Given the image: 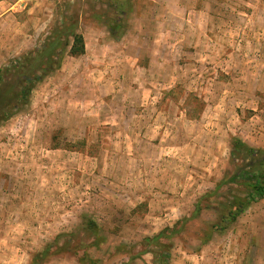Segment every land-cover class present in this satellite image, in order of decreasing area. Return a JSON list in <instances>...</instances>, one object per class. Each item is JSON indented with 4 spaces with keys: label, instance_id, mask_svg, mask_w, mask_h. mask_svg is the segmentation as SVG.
Listing matches in <instances>:
<instances>
[{
    "label": "rangeland",
    "instance_id": "rangeland-1",
    "mask_svg": "<svg viewBox=\"0 0 264 264\" xmlns=\"http://www.w3.org/2000/svg\"><path fill=\"white\" fill-rule=\"evenodd\" d=\"M44 44L59 66L0 124V264H152L194 212L168 264H264V196L222 231L196 208L233 139L264 150V0H0V68Z\"/></svg>",
    "mask_w": 264,
    "mask_h": 264
},
{
    "label": "trees",
    "instance_id": "trees-1",
    "mask_svg": "<svg viewBox=\"0 0 264 264\" xmlns=\"http://www.w3.org/2000/svg\"><path fill=\"white\" fill-rule=\"evenodd\" d=\"M72 37L73 41L69 48L70 55L84 54L83 36L72 34ZM60 61L61 55L54 51V45L44 44L0 68V124L9 120L28 104L35 86L54 71ZM230 154L235 161L234 173H230L222 179L214 190L205 193L196 205L198 208L199 202L214 198L218 216L215 229L218 231L229 228L251 203L264 196V150L251 147L240 139H233ZM234 186L241 187L245 195H234L231 200L227 198L225 204L218 202V197H224L219 190L224 187L230 189ZM227 195L231 194L227 193ZM195 213L188 219H182L173 227H166L156 235L142 239V245L150 243L157 248L152 251V264H168L171 247L170 243L164 242V240L180 233L186 222L196 218ZM206 240L203 238L202 243H205ZM145 251L144 249L141 252Z\"/></svg>",
    "mask_w": 264,
    "mask_h": 264
}]
</instances>
